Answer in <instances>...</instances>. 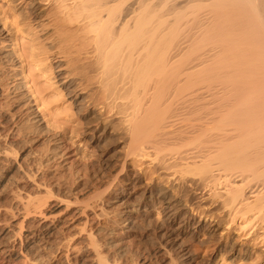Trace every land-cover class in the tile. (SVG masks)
Returning a JSON list of instances; mask_svg holds the SVG:
<instances>
[{"label": "bare ground", "instance_id": "obj_1", "mask_svg": "<svg viewBox=\"0 0 264 264\" xmlns=\"http://www.w3.org/2000/svg\"><path fill=\"white\" fill-rule=\"evenodd\" d=\"M51 1L55 2L54 6L57 9L52 15V19L57 23L56 28L63 29L69 34L71 32L70 35L59 32L60 34L52 38L53 36L48 34V26L39 21L45 16L42 15L40 7ZM16 2L26 4L32 19L35 22L39 21L34 30L38 29L39 34L42 32L39 36L42 39L41 44L46 42L44 43L46 46H40L35 50L27 47L30 51L26 56L37 60L36 65L45 77L50 74L49 79L58 85L57 95L60 92L64 94V97L73 104L77 114L99 109L103 113L102 116L116 118L128 144L129 159L141 156L148 159L151 165L157 166L160 172L176 173L175 176L180 173L182 181L188 178L187 184L192 185L195 190L206 192L204 196L201 195L203 205H214L224 211L229 218L228 229L229 226L232 228V225H237L256 246L264 247V0H16ZM23 22L25 21L13 22L9 26L18 28L22 25L27 30L32 28ZM75 25L78 26L77 29L73 28ZM75 36L84 40L82 46L87 49L85 53L81 52V48L74 49L69 39ZM15 57L17 56L0 50V58L6 63L13 64ZM12 72L14 74V71ZM25 80L16 82L14 80V84L11 83L12 92L20 91V94L11 97V100L16 104L14 108L17 113L29 115V120L37 125L41 120L39 115L37 116V110L31 105L32 98H35L36 102L39 101L40 105H45L46 100L43 96L45 90L30 89L31 94L25 96L23 92L21 93V90L27 87V83H23ZM198 85L200 87L195 89ZM168 88H172L176 96L188 92L194 96L196 100L192 103H196V107L204 111L201 114L198 109L200 115H204L199 116L201 121L198 122H201V125L194 122L195 125H200L197 127L199 129L170 130L174 127H168L172 122L170 118H173L169 115L172 114L169 111L173 109V105L166 106L159 101ZM154 92L155 95L152 97L151 93ZM190 97L189 99L193 98ZM55 101L56 99L53 102ZM2 107L5 106L0 103V163L10 162L12 164L9 171L14 168L16 171H13L18 172L23 163L15 165L17 168L13 165L11 157L14 156L11 155H16L15 151L12 153V150L16 149L9 146H14L13 142L16 140H12L14 137L18 139L25 136L26 126L22 129L13 128L11 131L12 127L8 126L10 119L6 118L5 108ZM194 108L191 110L197 109ZM2 109L5 114L1 112ZM28 135L30 137V134ZM10 140L12 142L9 143ZM54 141L55 145L50 149L44 165L39 163L41 159L36 158L39 165L51 167V163L54 164L55 160L65 154L62 142L58 139ZM29 166L32 165H28V168ZM12 174L7 177L8 180ZM23 174L32 177L28 173ZM32 179H35V176ZM168 189L150 185L142 196L136 199L138 201L136 206L131 205L130 197L125 200L115 198L113 204L118 210L113 215L108 214L105 199L100 195L101 197L96 198L93 203L90 202L92 204L77 210L79 214L86 216L84 225L90 226L88 231L84 229V232L87 231L86 234H83L81 227L78 230L77 227L68 224L70 217L68 221L67 218L50 220L44 213L46 210L43 209L44 203L27 194L16 204L20 209L18 207L17 210L13 206L17 210L16 213H12L13 215L22 213V220L17 222L20 225L16 226V229L12 226L8 228L6 225V228L0 229L2 261L9 262L14 259V253L21 248L24 250L23 254L26 252L24 263H43V258L62 253L63 250L70 251V248L67 249L69 246L66 247L64 244L83 234L84 236L79 239L80 243H75L81 245V242L82 244L85 242L92 264H116L115 259L113 263L111 262L110 255L113 256L114 248L119 247L118 238L124 237L135 228L137 222L144 216L140 212H146L147 209L151 210L158 205L161 207L160 212L164 214L167 226L164 225L167 228L160 233L159 246H156L157 253H162L166 258L168 254L176 251V257H173L174 259L172 256L169 257L168 263L178 264L177 259L180 258L187 263L192 253L185 246L182 236L187 233L191 221L181 217L179 226L174 228L180 218L181 204L176 201L178 192L173 191V186ZM155 197L158 198L156 202ZM19 198H23L22 195H16V199ZM102 217L109 219L105 227L98 225L101 224L98 221ZM38 218L39 220H32ZM95 221L98 222L97 225ZM110 226H118V230L115 227V230L110 229ZM73 228L78 231H73ZM24 230H28V235H24ZM23 236H26L25 239ZM249 241L252 242L250 239ZM43 249L44 253L47 250L49 254L47 252L48 255H41L40 251ZM65 257L69 258L67 255ZM161 260L165 263L168 259Z\"/></svg>", "mask_w": 264, "mask_h": 264}, {"label": "rangeland", "instance_id": "obj_2", "mask_svg": "<svg viewBox=\"0 0 264 264\" xmlns=\"http://www.w3.org/2000/svg\"><path fill=\"white\" fill-rule=\"evenodd\" d=\"M13 1H15V2H13ZM51 2L47 5L45 4L44 6L42 5L40 7V9H41L40 11H42L41 12L42 15L45 14V16L42 17L41 20H39V21H41V23L45 24V26L46 25L48 26V27L46 26L48 28L47 29L49 32L48 34L49 35L51 34V37L53 36L52 38H55L59 32H61V34L66 33L65 35H68L69 33L66 31H63V29L59 30L56 28L57 23L54 19H52L53 18L52 15H53V13H56L57 9L54 6L55 2H53V1H51ZM47 16H48V18H47ZM49 17H51V18H49ZM51 20H52V22H51ZM22 21H25L23 23H25L28 26H31L32 28L30 30H27L25 28V26H22V25H20L18 28H15V27L11 28V26H9L13 22L19 23ZM54 21H55V23H54ZM38 22H35L34 19H32V16L30 15V9H29V7L26 6V4L16 2V0H0V29H2V30H0V31H2L0 33V40H1L0 41V50L3 52H8V53L12 54L13 56H17V57H15L16 60H14L13 64L6 63V62H4V60H2L0 58V103L2 106L3 105L5 106L2 108L3 109L5 108L4 111L7 115V116L5 115L6 118L8 120L10 119L8 126L10 128L12 127L11 131L13 130V128L16 129V128L20 127L22 129L23 127L26 126L25 127L26 133L24 132L25 138L23 136H21L20 138L18 137V139L16 137H14L12 139V140L16 139L15 142H13L14 146H16V148L13 145L12 146L8 145L9 148L12 147L13 149H16V150H12V148L10 149V151L12 150V153L15 151L16 155L12 154L9 151V153L12 154L11 156H14V157H11L12 158L11 160L14 161L13 165L15 166L19 163L20 164L23 163V164H21L22 167L17 170L18 172H15L16 169H14V168L12 169V171H9L12 163L8 162V164H7L6 161L3 162V164L0 163V167H1L0 168V172H1L0 173V177H1L0 178V192H1V194H0V211H1L0 212V221H1L0 229H1V227H3V228H6V227L9 228L10 227L11 228V226L13 229H16L20 225V224L18 225L17 222H20V220H22V216H21L22 213L17 214V215L16 214L13 215V214L16 213L18 209H20V206H16V204H18V200L24 199L25 195H27V194L33 195L32 196L33 198L36 197V200L38 199L39 201L44 203L43 209L44 210L46 209L44 211V213L47 214L46 216H48V218L50 220H55V219L56 220H58V219L64 220L65 218H67L66 221H68V218L70 217L68 224H70V226L72 225L75 228L77 227L76 229H78V230L81 227V230H83V234H86V232L89 230L90 226H89V224H86V226L84 225L86 223L85 222L86 216H85V214H79L77 210H78V208L85 207L86 205L92 204L96 200V198H99L102 196V198L105 199V203H106L105 209L107 210L108 214L110 213L111 215H113L118 210L116 205L113 204V201H115L116 199L117 200H125V199L130 197L131 205L136 206L138 203V201H136V199L138 200V198L142 196V193L146 189H148V187L150 185H154V186L159 187V188L166 187L169 189L172 188V186H173V191L178 192V196L176 197V201L178 202V204H181L180 205L181 206L180 218L178 219V223L175 224L174 228H177L179 226V222L182 219L186 218L189 221H191V225L189 227L190 230L188 229L187 233L185 235H183L184 237L182 236V239L186 244L185 246H187L191 250V253H192L191 257H190V261L187 263H184V260H182V258H180V259H177V260H179V261H177L178 264L179 263L180 264L181 263L182 264H264V247L261 245L256 246L254 244V242L252 241V239L249 238L248 236L244 235V233H243L244 231H241V229H239L237 225H232V228H231V226H229V229H228L227 222H228L229 218H227V215L224 213V211L222 212L220 209H218L214 205H211V206L206 205V204L203 205V202H201V199H202L201 195L204 196V194L206 192L204 193L203 191H200L198 189L195 190L194 187H192V185L187 184L186 181L189 180L188 178H187V180L183 179V181H182L180 173L177 174V176H178L177 177V176H175L176 173L173 174V173H169V172L166 173V172L158 171V167L155 165H151L149 160L146 158H143L141 156H134L131 159H129L128 149H127L128 144H126L125 135L123 134V131L121 130L120 125H118V121L116 120V118L110 117L107 115L102 116L103 113L100 112L99 109H94V110L92 109V111H86V112H81V113L77 114L73 104L70 102V100H68L67 97H64L65 96L64 94H61V92L58 95L56 94V91L58 89V85L55 84L54 80L49 79L50 74H47L48 76L45 77L42 74L39 67H37V65H36L37 60L35 58L33 59L31 57L26 56L27 53L30 51L29 49L35 50V49L39 48L40 46H43V45L46 46V44H44L46 42H43V45L41 44L42 39L39 37L42 32H40V34H39L38 29L34 30V28L37 26ZM4 26L6 28H4ZM75 26H77V25H75ZM75 26L73 28L77 29L78 26L76 28H75ZM70 34H71V32H70ZM4 36H6L8 38H4ZM73 39L74 40L77 39V40L74 41ZM73 39H69V40L72 41V43L74 45V49L80 50V48H81L83 50V51L81 50V52L85 53L87 51V49H86V47L82 46V45H84V40L82 38H79V37L77 38L76 36ZM34 44L36 45V47ZM31 46L34 48H32ZM27 47H29V49ZM22 55H24L26 59L24 58V56L22 57ZM88 62L89 61H86V63H88ZM12 65H14V66H12ZM11 70L14 71V74ZM22 79L23 80L26 79L23 83H25V84L27 83V87H25V89H23V91L21 90V93L23 92V94L25 96H26V94H31V93H29L30 89H31V91H33V90L37 91V89H44L45 90L43 93V96L45 97V100H46L44 102L45 105L44 104L40 105L39 101L36 102V101H34L35 98L34 99L32 98L33 103L31 105H33L34 109L37 110V116L39 115L38 116L39 120H41V122L38 123L39 125L33 124L31 122V120H29L30 119L29 115H26V114L21 115V114L17 113L16 109L14 108L16 104H14V102L11 100V97L20 94V91L19 92L18 91L12 92L13 90L11 89L12 88L11 86H12V84H14L13 83L14 80H15V82L17 80L23 81ZM29 87H31V88H29ZM40 87H43V88H40ZM49 87H50V89L48 90ZM199 87H200L199 85L195 86V89L199 88ZM58 91H57V93H58ZM38 92H39V90H38ZM151 92H153V91H151ZM165 92H166V94L164 95V97L160 98L159 101L166 106L167 105H169V106L173 105L172 106L173 109H171L169 111V113H172V114H169V115H172L171 117H173V118L175 116V118L174 119L170 118V121H172V122H170L171 124H169L168 127L169 126H171V127L174 126V127H172L170 130L181 131L183 129L182 131H184V130L185 131H187V130L191 131L192 130L191 128H193V130L199 129L197 127L201 125V122H198L200 120L199 116H201L200 112H201V114H203L204 111H202V109L200 110L198 107H196L197 106L196 103H194V104L192 103L196 100L194 98V96H192V94H189V92L187 94L183 93V95H181V96L179 94H178L179 96H176V95H174V94H176V92L173 91L172 88H168V90ZM151 95L153 97L155 95V92L153 94L151 93ZM151 95H149V97H151ZM189 95L191 97H193L194 99L191 98ZM188 96L193 101L191 99H189ZM186 97H188V98H186ZM61 98L64 100H62ZM55 99H56L55 102L57 105L55 104V102H53ZM59 100H60V102H57ZM189 100H191V101H189ZM48 102L49 103L51 102V104H49ZM192 104H193V106H192ZM190 105L193 108L195 107L194 109H196V108L197 109L192 111L193 108ZM3 109L1 112H3ZM198 109L200 110V112L198 111ZM38 110H40V111H38ZM189 110L192 112H190ZM197 111L199 112V114ZM191 113H193L194 115ZM195 115L196 116L198 115V117H196ZM203 116H201V117H203ZM11 119L14 121V124H13V121ZM194 122L196 124L199 123L200 125H195ZM184 124H185V126H184ZM32 126H34V127H32ZM177 126L179 129L177 128ZM186 127H188V129ZM29 130H32V131H30L31 133L29 132ZM6 134H8V133H6ZM28 134H30V137ZM33 134H35V135H33ZM52 138H54V139H52ZM57 139L62 142L61 144L63 146V152L65 154L60 159L55 160L53 162L54 164L51 163L50 166L51 165L52 166L51 167L48 166L49 168L39 165V163H41V164L43 163V165H44V163H46V161L48 159V155L50 153V149L53 148L55 145L54 140H57ZM12 140H10L9 143L12 142ZM28 142H30V143H28ZM29 151H31V152H29ZM44 154L46 157L44 156ZM21 157L23 158V160H24V157H26V158L23 161ZM27 157H29V158L27 159ZM36 158L38 160L41 159V160H39L40 162ZM34 160H36V161H34ZM43 161H45V162H43ZM31 162H33V163H31ZM191 164H193V163H191ZM191 164H189V165H191ZM28 165H32V166H29V168H28ZM193 165H194V167L196 166L195 164H193ZM38 166L40 168L42 167V169L38 168ZM15 167L17 168V166H15ZM31 167H32V169H31ZM189 167H191V166H189ZM39 169L41 172H39ZM13 170H15V171H13ZM33 170H35V171H33ZM24 172L28 173L32 177H30V176L27 177L25 174H23ZM33 173H34V175H33ZM11 174H12V177H10V179L8 180V178H9V176H11ZM22 174L24 177L22 176ZM34 176H35V179H32ZM13 178H16V179L12 180ZM21 179L23 181H25V180L26 181L23 182ZM89 179H91V180H89ZM87 181H89V182H87ZM62 182L65 185H63ZM60 183L62 185H60ZM7 185L12 190L11 189L9 190ZM46 185H47V187H46ZM114 185H116L115 186L116 189L114 188ZM10 186H12V187H10ZM31 188H33V189H31ZM97 188H99L98 191H97ZM20 192H21V194H20ZM70 193L72 195H70ZM18 194L22 195L23 198L16 199V195L20 196ZM103 194L106 196H104ZM170 195H172L171 191H170ZM13 196H15V197H13ZM37 197H39V198H37ZM40 197L43 198V200ZM156 197H155V202L158 199ZM8 199H10V200H8ZM65 199H68L69 201L65 200ZM63 200H65L66 202L65 201L63 202ZM80 200L83 201V203ZM73 202H75V203L78 202L79 204L78 203L75 204ZM90 202H92V203H90ZM69 203H71L72 205ZM1 204H2V206H1ZM68 205H69V207L66 208L65 206H68ZM197 205H198V207H197ZM199 205L200 206L203 205V206L200 207ZM13 206L16 209L18 207L19 208L16 210L15 208H13ZM113 206H114V208H113ZM159 207L160 206L157 205V206H154V208H151V210L147 209L146 212H140L141 215L143 214L144 216L140 218V221L137 222V225L135 226V228H133L132 231L129 232L128 234H125L124 237L118 238L120 240L119 247L114 248L113 252H115V253L112 254L113 256L110 255V260H112L111 261L112 263L116 260V264H118V263L119 264H121V263L122 264H142V263L143 264H159V263L165 264L166 262H167L166 264H169L168 263L169 257L170 258H171V256H172V258L176 257L177 252L176 251L171 252L170 254H168V257H166L168 260L164 263V262H162L161 259H164V261H165V259H166L165 255H163L162 253H157L158 250L156 249V246H159L160 233L167 226V222L165 221L164 214H162L160 212L161 207L160 208ZM115 208H116V210H115ZM141 211H143V209ZM52 214H54L55 216ZM73 215H74V217H73ZM52 216H54V217H52ZM78 216H79V218H78ZM181 217H182V219H181ZM75 218H77V219H75ZM190 218H191V220H190ZM209 218H211V219H209ZM213 218H215V219L213 222H211L213 220ZM83 219H85V220H83ZM32 220H39V218L38 219H32ZM107 220H109V219H107V218L105 219V217L104 218L102 217V219H99L98 222L101 223V224H98L99 227H102V226L105 227L106 226L105 224L108 222ZM73 221H75V222H73ZM104 221H106V222L104 223ZM198 221H201V222H198ZM83 222H85V223H83ZM98 222L95 221V224L97 225ZM141 222H143V223H141ZM26 224L27 223L25 220L24 225H26ZM164 224H166V226ZM5 225H6V227H5ZM83 225L85 226V228H83L84 227ZM114 227L115 226H110V229L115 230V228H116V230H118V226L115 228ZM137 227H138V229H137ZM75 228H73V231H78ZM161 228H162V230H161ZM84 229H86L87 231L84 232ZM197 231H199V232H197ZM23 233H24V235H28L29 232H28V230H24ZM83 234L78 235L75 238H72L73 240L68 241L69 243L66 242L67 245H65L66 243L64 244V246H66V247L69 246V247H67V249L70 248L69 249L70 251L67 252V251L63 250L62 253H56V254L50 255L51 257L48 256L47 258H43L42 259V261H44L43 263L42 262H37V263L35 262V263H27V264H75V263L76 264H83L84 262H85L84 264H92L91 263L92 261L90 258V253L88 252V249L86 251L87 247L85 245V242H83L84 244H82V242H81V245L80 244L76 245V243H80L79 239L81 236H84ZM127 236H129V237H127ZM25 237L26 236H23L24 239H25ZM249 239L253 243L250 242ZM122 241H123V243H122ZM82 245L84 246L83 248L81 247ZM147 251H149V252H147ZM19 252H21L22 254L20 255ZM23 252H24V250L21 248L19 250H16V252L14 253V259L10 260L9 262H6V260L2 261V254H0V264H26V263H24V262H26V261H24L25 260L24 257H26V254H25L26 252L24 254H23ZM47 252L49 254V251H47V250H45V253H44V249L42 251H40L41 255H43V254L46 255ZM71 252H73V253H71ZM79 252H81V254ZM83 252H85V253H83ZM124 252L128 253V254H125ZM78 253H79V255H78ZM64 254L67 255V258L68 257L69 258L66 259V257H65L66 255H64ZM129 254H130V256H128ZM157 254H158V256H157ZM16 255L19 256L17 258V260L15 259V257H17ZM54 255H56V256H54ZM160 255H161V257H160ZM29 257L33 258L31 256H29ZM148 257H149V261H148ZM89 259H90V261H89ZM143 259L146 260V262H144ZM47 261H49V263ZM170 264H173V263H170Z\"/></svg>", "mask_w": 264, "mask_h": 264}]
</instances>
